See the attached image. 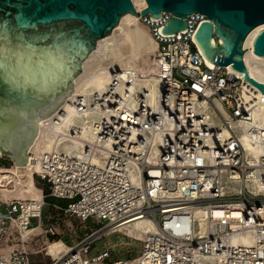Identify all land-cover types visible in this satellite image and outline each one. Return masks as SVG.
<instances>
[{
	"label": "built area",
	"instance_id": "obj_1",
	"mask_svg": "<svg viewBox=\"0 0 264 264\" xmlns=\"http://www.w3.org/2000/svg\"><path fill=\"white\" fill-rule=\"evenodd\" d=\"M138 19L157 42L152 58L160 67L161 89L155 103L148 105L138 93L136 107H128L109 89L89 105H76L80 113L98 111L94 138L80 151L32 155L43 196L0 200V264L44 263L43 249L54 239L63 241V226L75 237L63 241L67 250L49 264H264V157L246 166L230 129L233 122L250 120L254 102L241 95L244 80L202 57L193 37L206 20L202 14L188 15L186 28L172 36L161 35L171 14ZM212 41L220 43L215 36ZM209 109L231 133L225 141L206 120ZM97 152L102 158L95 163ZM224 178L238 183L237 193H223ZM252 181L260 185L254 192L246 186ZM47 197L67 204H49ZM48 205L53 212L45 222ZM198 208L226 215L195 236L192 216ZM233 211L236 218L229 215ZM139 219L154 226L140 240L124 232ZM237 234L249 235V242L234 241ZM112 236L114 242H107ZM100 241L103 247L96 246Z\"/></svg>",
	"mask_w": 264,
	"mask_h": 264
},
{
	"label": "water",
	"instance_id": "obj_2",
	"mask_svg": "<svg viewBox=\"0 0 264 264\" xmlns=\"http://www.w3.org/2000/svg\"><path fill=\"white\" fill-rule=\"evenodd\" d=\"M0 0V152L24 165L39 120L53 113L87 76L113 66V60L156 47L139 16L171 19L161 29L172 36L194 13L205 17L194 41L202 57L243 76L264 93L243 63V43L264 26V0ZM213 36L220 40L215 44ZM264 57V28L252 41ZM246 50V49H245Z\"/></svg>",
	"mask_w": 264,
	"mask_h": 264
},
{
	"label": "bare ground",
	"instance_id": "obj_3",
	"mask_svg": "<svg viewBox=\"0 0 264 264\" xmlns=\"http://www.w3.org/2000/svg\"><path fill=\"white\" fill-rule=\"evenodd\" d=\"M131 2L136 11L146 7L144 0H131ZM263 28L264 26L254 28L244 40L243 63L249 76L264 84V57L254 55L249 49L252 46L253 38ZM156 47L140 55L135 52L113 60L112 67L82 79L53 113L39 120L36 132L26 148L27 155L25 156L24 165H15L14 162L9 167L0 166V200L33 201L41 199L43 196L42 190L36 186L34 178V174L39 171V164L37 161H32V155L37 159L41 154L53 149L80 151L84 143L92 142L95 133L94 123L100 115L92 107L88 111L80 113L76 108L79 103L89 105L96 101L103 92L113 89L121 97L122 105L136 107L138 101L135 95L141 93L145 96L147 104L153 106L161 89V82L156 77L160 67L152 58ZM207 64L210 65L211 63L207 61ZM236 75L243 79V76ZM244 83L246 84L245 87L241 88L243 99L248 103L254 102L250 112V120L233 122L230 124V129L241 145L246 166H254L256 159L264 157V93L248 82L244 81ZM251 90H254L253 95L249 94ZM215 105L221 115L226 118L227 115L221 105L217 102H215ZM206 120L212 125L213 129L221 133L223 141L230 137L231 133L222 127L221 120L212 109L206 112ZM72 132H75L76 135L73 136ZM209 144L210 142L207 143V145ZM221 145V142L217 143L218 147ZM2 156L3 153L0 152V158ZM100 158H102V153L97 152L93 160L98 163ZM246 186L252 192L260 187L255 181H252V183L246 182ZM239 189L240 186L237 182L223 179L222 191L224 194L237 193ZM225 215L226 213L221 209L214 208L210 213L202 208L195 209L192 216L195 236L206 233L210 228L209 225H213L210 223L224 219ZM229 215L232 218L238 216L235 211ZM153 229L154 226L151 222L146 219H139L134 221L133 225L126 227L124 232L140 240ZM249 237V235L246 237L237 234L233 237V240L249 242ZM66 250L67 246L63 241L54 239L46 245L43 252L49 259L58 260L59 255Z\"/></svg>",
	"mask_w": 264,
	"mask_h": 264
},
{
	"label": "rangeland",
	"instance_id": "obj_4",
	"mask_svg": "<svg viewBox=\"0 0 264 264\" xmlns=\"http://www.w3.org/2000/svg\"><path fill=\"white\" fill-rule=\"evenodd\" d=\"M13 164V162H12V160H11V158H10V156L8 155V154H5V155H3L1 158H0V166H5V167H9V166H11ZM35 183H36V179H35ZM39 184V185H38ZM38 184H36V186L39 188V187H41V185H42V183H38ZM40 189V188H39ZM47 194V189L45 188V190H44V195H46ZM45 200L49 203V204H51V203H56V204H59V205H61V206H65L66 204H67V201H64V200H55V199H51V198H45ZM50 211H52L53 212V209L51 208V206L50 205H48L47 207H46V209H45V211H44V213H43V217H44V221L46 222V215L50 212ZM73 224L74 225H78V223H77V221H75V220H73ZM53 225L55 226L56 225V223L53 221ZM63 228V231L65 232V235L62 237V240L65 242V243H72L73 242V239H74V237H75V234H76V232H70L68 229H66L64 226L62 227ZM107 242H114V236H112V237H110V238H108L107 239ZM104 243H105V241H100L99 243H97L96 244V246H98V247H103V245H104ZM44 263H42V264H49V258L46 256L45 258H44Z\"/></svg>",
	"mask_w": 264,
	"mask_h": 264
}]
</instances>
